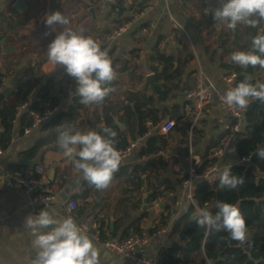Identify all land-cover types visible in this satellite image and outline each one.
Listing matches in <instances>:
<instances>
[{"label":"crops","instance_id":"0c3cea01","mask_svg":"<svg viewBox=\"0 0 264 264\" xmlns=\"http://www.w3.org/2000/svg\"><path fill=\"white\" fill-rule=\"evenodd\" d=\"M141 2L149 4L146 12L139 16L119 39L110 44L116 53V56L111 58L113 63L119 58L122 65H132L144 77L153 74L158 82L166 85L167 82L158 80L156 73L150 69L153 63L149 55L153 47L169 32V14L176 17L188 31L191 41L186 40L184 43L190 45L194 54L190 64L172 83L173 93L176 96L165 103L156 99L158 108L163 111L162 120L179 119L174 130L167 134L170 142L166 150L155 155L142 156L141 147L147 143L149 136L138 137V140L141 139L139 146L133 150L128 162L120 166L117 171L124 170L125 174L119 178L114 174L109 188L97 190L82 179V174L59 149L56 128L60 125H48L52 118L32 129L31 132L24 133L21 124L22 111L15 120L12 140L4 150L5 161L0 166V262L3 264H32L35 250L31 246V233L24 224L29 215H36L42 209L53 212L59 217L72 216L78 225L87 224L91 227V230H87L99 249V264H131L107 249L105 242L110 239L126 238L137 228L143 229L150 235L147 250L154 257L160 258L161 250L177 241V237L173 236V227L192 202L184 195L180 185H177L172 193L160 196L156 200L152 201L151 197L156 193L158 186L160 189L164 188L162 184L165 181L179 178L177 167L179 164L187 166L185 156L191 147L194 152L204 157L209 155L212 148L219 143L228 125L226 112L215 102L209 105L204 117L193 124V114L188 113L185 101L180 100L182 90L196 85L200 70L210 80H219L220 83H223L220 81L221 76L228 73L227 69L212 61L205 46L208 40L206 38H209L211 43L220 39L218 33L212 32V26L207 21L214 9L219 6L220 0H140L138 3ZM47 6V0H0V35L6 34L0 37V41L6 40L4 45L0 46V66L7 68L11 63L18 65L16 73L9 71L4 78L7 82L6 86L14 79L16 81L30 63L40 57L46 59L38 73V76H43V84L51 75L62 76L66 73L56 74V71L63 67L53 66L48 61V45L55 39L57 32L63 29L59 26L55 29L46 26L43 17L46 15ZM92 6L95 7L96 17L90 12ZM118 10V5L105 4L104 0H59L57 9L69 19L70 23L67 27L83 30L84 34L88 33L93 38L104 32L105 38L113 32L118 26ZM25 20L26 23L22 25V21ZM140 27L142 30L136 36L138 40L135 42L132 33ZM216 29L226 30L227 25L217 21ZM104 38L97 39V42L100 41V45H104ZM133 45L140 50V57L129 55L128 51ZM167 50L168 53L177 55L181 48L177 50L167 48ZM114 69L118 81L117 85L112 87L114 91L109 96L123 105L125 99L123 85L128 79V74H118L116 66ZM18 71H21L19 76H17ZM144 77L139 85L140 89L151 94L149 86L144 88ZM27 78L26 76L25 79ZM38 90L39 88L35 90L30 100L36 98ZM55 93L60 98L56 113L74 105L71 97L62 96L59 86L56 87ZM96 106L97 104H89L86 110L81 111L77 122H66L63 126L73 127L79 122H84L83 127L78 130L97 131V127L102 123L96 121ZM116 121L120 122L119 119ZM125 127L124 125L120 130L127 133L128 129L126 130ZM152 129L157 128L150 127V130ZM151 132L150 137L164 136L153 130ZM40 142L43 143L40 150L34 156L31 155L30 150ZM229 149H235V145ZM234 153L228 151L220 160L223 168L229 164L231 167L237 164L239 157L236 151ZM22 161L32 163L23 165ZM156 161L163 163L159 169L151 166ZM36 164L43 166L46 185L52 190L53 198L46 202L32 203V197L39 193V188L32 191L13 190L6 183L8 169ZM53 171V179H51ZM86 192L88 194L84 196ZM145 198L148 199L146 210H144ZM71 200L75 201L77 206L69 210L67 204ZM144 213L147 215L140 220ZM168 216L170 217L168 225L162 227L163 218Z\"/></svg>","mask_w":264,"mask_h":264},{"label":"trees","instance_id":"16d2710c","mask_svg":"<svg viewBox=\"0 0 264 264\" xmlns=\"http://www.w3.org/2000/svg\"><path fill=\"white\" fill-rule=\"evenodd\" d=\"M147 6L149 4L141 2L129 8L121 2L118 5V26L116 28L126 25L130 21L131 9L141 12ZM26 21H22L21 24L24 25ZM207 21L212 26V32L220 35V39H216L213 43L209 41V38H206L208 40L205 39V46L212 61L219 63L228 70V73H238L240 76L239 82L244 80L245 77H250L253 83L257 81L264 82V70L260 69L259 66L255 68L249 66L245 69L230 60V55L234 51L251 47L252 38L257 34L258 29L240 24L235 30L227 27L226 30L218 31L216 29L217 21L214 20L213 14L209 16ZM259 27L264 28V23ZM141 30L140 27L132 33L135 42L138 40L136 36L139 35ZM5 35L4 33L0 37ZM86 35L90 34L87 33ZM104 35L105 32L103 34L99 33L94 39L97 41V39L104 38ZM101 48L106 50L111 58L116 56L111 45L104 44L101 45ZM167 51V49H161L158 43L149 55V59L153 63L150 69L156 73L158 80L167 82L166 85L157 90L158 99L162 103L176 96L173 93L172 83L194 58L188 43L181 45V50L177 55L170 54ZM128 53L132 57H140V50L136 45H133ZM45 61V58L40 57L35 59L34 64L31 62L22 75L16 79L14 86L0 101V149L5 150L8 148L12 140V131L19 108L24 103L29 102V109L44 111L45 109H54L59 105L60 98L55 93L57 86L60 87V93L64 97L76 94L77 85L75 80L69 77L67 73L62 74V76L51 75L43 84V76H38V73ZM114 65L117 67L118 74H128V79L123 85L125 86L124 103L121 105L120 102L107 96L101 104H97L98 107L96 106L95 113L98 123L105 124L104 127H110L117 132L116 147L121 149L127 147L138 137H145L150 129L147 122L151 121L154 126H157L162 120L163 111L158 108L157 100L153 95L140 89L139 85L142 83L144 76L138 69L132 65H122L119 58L114 60ZM17 66V63L15 65L11 63L7 68L0 66V93L7 87L4 84L7 73L9 71L16 73ZM26 76L27 79H25ZM117 81L114 80L110 87L116 86ZM38 88L36 98L30 100L32 94ZM87 108L88 105L81 103L71 105L69 108L56 113L48 125L55 126L63 125L66 122H77L81 111ZM118 119L126 126L125 129H128L127 133L120 130L116 123ZM176 120L178 124L179 119L176 118ZM245 122L244 138L235 144V151L239 158L250 155L251 161L237 163L231 168L232 174L243 178V184L233 190L222 189L219 186V180L213 185L200 184L196 196L197 206L190 204L181 217L176 220L173 227V236L177 237V241L172 246L161 250L160 259L162 264H210V262L211 264H264V159H260L256 154L258 148H264V102L256 100L249 105ZM31 123V116L28 111H24L21 115L22 127L29 126ZM83 125L84 122H79L73 128L81 129ZM169 142L167 135L149 136L147 143L141 147L140 154L151 156L164 152ZM42 145V142L36 144L30 150L31 155L34 156ZM203 164L205 166L207 162ZM162 165V161H156L151 166L159 169ZM124 174L125 171L120 170L115 173V176L119 178ZM180 183V178L165 181L162 184L164 188L160 189L158 186L151 200L172 193ZM87 194L88 192L84 196H87ZM218 201L239 206L248 228V239L245 244L241 245L231 240L229 233L224 229L208 232L193 221L192 217L197 208H203L205 205L215 214L218 211L215 207ZM146 215V213L142 214L140 220ZM169 219V216L164 217L161 226H167ZM190 219L184 237L179 238L186 222ZM142 231L144 230L137 228L134 233ZM128 236L130 235L126 237Z\"/></svg>","mask_w":264,"mask_h":264},{"label":"clouds","instance_id":"9594fccd","mask_svg":"<svg viewBox=\"0 0 264 264\" xmlns=\"http://www.w3.org/2000/svg\"><path fill=\"white\" fill-rule=\"evenodd\" d=\"M213 18L233 30L240 24L258 29L251 47L234 51L230 60L245 69L259 66L264 70V28L259 27L264 23V0H220ZM44 19L48 28L59 26L63 29L48 45L49 63L62 66L75 80L76 95L81 98L79 103L101 104L114 91L110 85L117 79L108 52L102 50L93 36L67 27L70 21L60 11L46 14ZM222 100L227 106L238 109H246L254 100L264 102V82L253 83L250 77H245L229 88ZM101 130L81 131L60 125L56 128L57 145L63 156L82 174L83 180L97 190H106L122 163V157L116 147L117 132L110 127ZM228 151L234 152L235 149ZM256 154L264 159V148H258ZM218 178L222 189L233 190L243 184L241 176L232 174L230 164L219 171ZM215 207L218 209L215 214L207 205L197 208L193 221L208 232L224 229L231 240L245 244L248 228L239 206L218 201ZM24 226L31 233V246L35 250L32 264H99V249L93 238L72 216L59 217L42 209L36 215H29Z\"/></svg>","mask_w":264,"mask_h":264},{"label":"built area","instance_id":"2783aa9c","mask_svg":"<svg viewBox=\"0 0 264 264\" xmlns=\"http://www.w3.org/2000/svg\"><path fill=\"white\" fill-rule=\"evenodd\" d=\"M139 1L140 0H104L105 4L113 5H119L123 2L129 8L134 7ZM147 7L141 12L131 9L130 21L126 25L115 28L111 34L103 39V42L110 45L119 39L129 29L130 25L136 21L139 16L146 12ZM169 19V32L163 39H161L159 47L161 49L171 48L177 50L181 48V45L186 40L191 41V38L186 28L176 17L169 14ZM239 79L240 76L238 73H226L221 76L220 81L223 83H220L219 80H210L205 73L200 70L199 80L196 85L182 90L183 92L180 100L185 101V108L188 110V113L193 114V124H195L198 119L204 117L208 111L209 105L214 102L217 103L228 116V125L226 126L225 133L220 138L219 143L212 148L209 155L204 157L199 153L194 152L191 147L189 153L185 156L187 166L179 164L177 167L179 178L181 179L180 188L184 195L195 206H197L196 196L199 185L202 183L213 185L219 180V171L223 170L220 160L226 155L228 149L238 142L237 136L243 134L245 130L246 114L249 106L246 109L233 108L224 104L222 100V97L227 90L235 87L239 83ZM4 84L6 85L7 82L4 81ZM252 102H250V104ZM29 106V102L24 103L19 108L18 112L19 116L22 111H28L32 118V123L29 126L24 127V133L31 132L32 129L36 128L43 122L51 120L56 114V108L37 111L29 109ZM147 125L151 128L156 127L157 129L152 130L160 135H167L174 130L177 121L173 118H167L162 120L157 126H154L151 121H148ZM152 130L149 129L146 136H150ZM140 141L141 139H136L127 147L118 149L122 157V163L120 166H123L128 162L133 150L139 146ZM4 156L5 151L0 149V166L4 164ZM250 161L251 156L249 155L239 158L237 163H248ZM205 162H207V164L204 166L203 163ZM6 183L7 186L13 190L24 189L32 191L39 188V193L32 197V203L46 202L53 198L51 188L46 185V176H44V168L42 165L36 164L30 167L22 166L20 168L8 169L6 171ZM76 206L77 204L73 200L69 201L67 204L69 210L75 209ZM82 227L91 230V227L87 224H83ZM150 239V235L146 231H142L140 233H133L123 239L107 240L105 246L116 256L131 264H162L159 257L150 255L147 250ZM0 264L3 263L0 262Z\"/></svg>","mask_w":264,"mask_h":264},{"label":"water","instance_id":"95a60500","mask_svg":"<svg viewBox=\"0 0 264 264\" xmlns=\"http://www.w3.org/2000/svg\"><path fill=\"white\" fill-rule=\"evenodd\" d=\"M85 1H88V0H85ZM47 2H48V6H47L46 14H50V13L56 12L57 9H58V6H59V0H47ZM90 12L93 14L94 17H96V10H95L94 6L91 7ZM43 18H45V16ZM43 20H45V19H43ZM5 41H6L5 39H2L0 41V46H3ZM113 67L115 68L114 63H113ZM62 72H66V71L63 68H59L56 71V74H60ZM20 73H21V71H18L17 76H19ZM14 82H15V79L11 82L10 85H8L3 90L2 93H0V101L10 91V89H11L12 85L14 84ZM164 85H165V83L158 82L153 74H149L146 77H144V88L149 86L150 89H151V95H153L156 99H158L157 88L158 87L162 88ZM70 97H71V100H72L74 105H77L79 103L80 99H81L76 94H71ZM116 123L119 125L120 128H124V125L122 123H120L118 121H116ZM103 126H105V124H102V125L98 126L97 127V131L99 132L102 129ZM243 138H244V135L243 134H239L237 136V141L240 142ZM21 163L23 165H30L32 162H30V161H22ZM53 173H54V171L52 172V175L50 177L51 179H53ZM143 192H144V190H143ZM144 203H145L144 210H146L147 207H148V199L147 198L144 199ZM190 221H191V219L186 222L184 229L181 231V233L179 235V238H183L184 237L185 232H186V230H187V228H188V226L190 224Z\"/></svg>","mask_w":264,"mask_h":264},{"label":"rangeland","instance_id":"374dc122","mask_svg":"<svg viewBox=\"0 0 264 264\" xmlns=\"http://www.w3.org/2000/svg\"><path fill=\"white\" fill-rule=\"evenodd\" d=\"M234 153V152H233ZM235 154V153H234Z\"/></svg>","mask_w":264,"mask_h":264}]
</instances>
